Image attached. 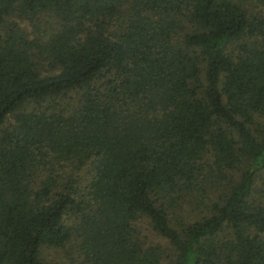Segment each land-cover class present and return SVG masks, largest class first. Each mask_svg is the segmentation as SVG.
Wrapping results in <instances>:
<instances>
[{
  "label": "trees",
  "instance_id": "16d2710c",
  "mask_svg": "<svg viewBox=\"0 0 264 264\" xmlns=\"http://www.w3.org/2000/svg\"><path fill=\"white\" fill-rule=\"evenodd\" d=\"M48 249L264 264V0H0V264Z\"/></svg>",
  "mask_w": 264,
  "mask_h": 264
},
{
  "label": "rangeland",
  "instance_id": "374dc122",
  "mask_svg": "<svg viewBox=\"0 0 264 264\" xmlns=\"http://www.w3.org/2000/svg\"><path fill=\"white\" fill-rule=\"evenodd\" d=\"M23 25V24H22ZM140 232L144 240L147 242H161L164 243L162 239L154 235L145 224L140 226ZM46 257L51 259L54 264H64L67 262L66 258L62 256V253L58 249H48L46 252Z\"/></svg>",
  "mask_w": 264,
  "mask_h": 264
}]
</instances>
